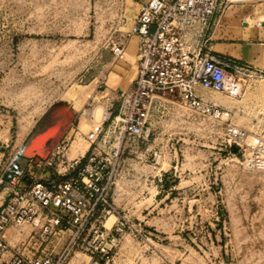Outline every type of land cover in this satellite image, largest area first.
Masks as SVG:
<instances>
[{"label": "rangeland", "instance_id": "rangeland-1", "mask_svg": "<svg viewBox=\"0 0 264 264\" xmlns=\"http://www.w3.org/2000/svg\"><path fill=\"white\" fill-rule=\"evenodd\" d=\"M137 2L0 0V197L4 189L10 196L14 186L28 187L29 165L18 179L14 159L55 104L74 115L66 152L76 156L89 147L96 154V144L109 151L103 138L128 90L117 84L121 60L112 48L126 33L123 10ZM250 70L237 75L232 95L201 91L230 109L222 107L228 115L218 120L153 101L148 141L122 147L112 200L130 228L111 264H264V173L244 164L253 139H264V80ZM228 126L245 136L230 138ZM96 127L102 132L91 143ZM31 231L11 228L5 238L20 247ZM91 263L79 252L67 262Z\"/></svg>", "mask_w": 264, "mask_h": 264}, {"label": "built area", "instance_id": "built-area-1", "mask_svg": "<svg viewBox=\"0 0 264 264\" xmlns=\"http://www.w3.org/2000/svg\"><path fill=\"white\" fill-rule=\"evenodd\" d=\"M242 3L148 0L140 6L129 32L139 39L138 75L134 86L122 95L114 119L117 125L113 122V129L103 138L109 151H99L96 144V154L68 162L66 147L59 143L35 171L29 170L24 177L29 180L28 187L18 186L0 206V264H67L77 252L89 257L91 264H111L130 228L112 200L124 142L128 146L134 141H148L154 100L178 103L214 120L227 114L199 91L230 94V81L236 84L237 75L251 74L242 65L228 72V63L215 58L210 50L209 33L215 21L229 7ZM112 52L122 60L124 46L116 44ZM226 131L233 139L245 136L231 126ZM101 132L96 127L87 140L95 143ZM248 149L245 167L264 173V139L255 137ZM60 165L64 173L58 172ZM21 176L18 179L23 180ZM111 217L116 221L108 229L106 222ZM24 225L32 228L28 239L20 247H11L6 232Z\"/></svg>", "mask_w": 264, "mask_h": 264}, {"label": "crops", "instance_id": "crops-1", "mask_svg": "<svg viewBox=\"0 0 264 264\" xmlns=\"http://www.w3.org/2000/svg\"><path fill=\"white\" fill-rule=\"evenodd\" d=\"M146 1L139 0V2L130 7L129 11L123 10L122 12L127 17L128 28L125 26L126 33H124V37L120 35L123 38L117 39L119 41L114 44H123L124 46V57L114 68V74L118 78L121 75V79L117 82L121 91L122 88L130 90L137 79L139 39L136 36L127 38L126 35L128 33L127 30L134 25L137 8ZM209 34L211 36L210 50L212 55L228 63L226 68L228 72H233L237 65H242L247 67L251 74L250 69L253 70L256 76L264 80V0H243L242 4L232 5L218 21H215L214 28ZM123 75L125 78H122ZM199 92L200 94L202 93L201 91ZM223 107L226 110H230L226 106ZM68 132L61 139V145H63ZM70 150L71 148L67 152L65 151L64 155L68 162L84 160L92 155L89 147L76 156L71 155L69 153ZM33 163V161L29 163V169L35 171L37 167ZM13 189L15 190L16 187L14 186ZM8 194L9 191L4 189L3 196L0 197V206L6 201ZM113 194L115 195V193ZM17 242L18 238L15 237V245Z\"/></svg>", "mask_w": 264, "mask_h": 264}, {"label": "water", "instance_id": "water-1", "mask_svg": "<svg viewBox=\"0 0 264 264\" xmlns=\"http://www.w3.org/2000/svg\"><path fill=\"white\" fill-rule=\"evenodd\" d=\"M74 119L73 112L61 103L53 105L36 125L35 133L27 140L18 156L14 168L21 176L31 161L46 160L60 143ZM237 151L236 148H233ZM26 180V179H25ZM29 183V180H26Z\"/></svg>", "mask_w": 264, "mask_h": 264}, {"label": "bare ground", "instance_id": "bare-ground-1", "mask_svg": "<svg viewBox=\"0 0 264 264\" xmlns=\"http://www.w3.org/2000/svg\"><path fill=\"white\" fill-rule=\"evenodd\" d=\"M230 94L232 95V93L234 92V87H235V84L232 82V81H230ZM232 97V96H231ZM209 99V98H208ZM216 105H218V106H220V107H223L220 103H218V101H216V100H213V99H211ZM224 108V107H223ZM227 113V112H226ZM228 114H224L223 116H227ZM234 130H235V128H234Z\"/></svg>", "mask_w": 264, "mask_h": 264}]
</instances>
